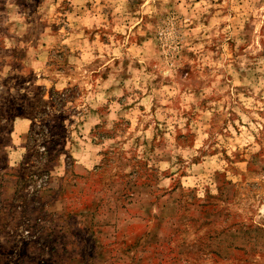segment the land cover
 <instances>
[{
    "label": "rangeland",
    "instance_id": "obj_1",
    "mask_svg": "<svg viewBox=\"0 0 264 264\" xmlns=\"http://www.w3.org/2000/svg\"><path fill=\"white\" fill-rule=\"evenodd\" d=\"M0 264H264V0H0Z\"/></svg>",
    "mask_w": 264,
    "mask_h": 264
}]
</instances>
